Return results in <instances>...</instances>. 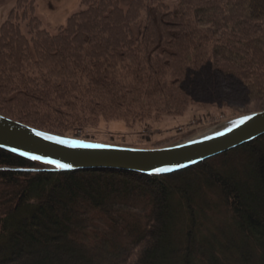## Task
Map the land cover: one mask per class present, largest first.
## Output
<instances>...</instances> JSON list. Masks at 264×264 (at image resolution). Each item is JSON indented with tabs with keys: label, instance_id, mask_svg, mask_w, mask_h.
Instances as JSON below:
<instances>
[{
	"label": "trees",
	"instance_id": "1",
	"mask_svg": "<svg viewBox=\"0 0 264 264\" xmlns=\"http://www.w3.org/2000/svg\"><path fill=\"white\" fill-rule=\"evenodd\" d=\"M120 1L81 0L52 36L32 17L30 40L15 25L26 21L19 1L22 13L0 29V116L67 137L31 112L60 120L76 102L79 127L264 101V0H179L177 12L157 0L124 11ZM233 153L246 168L240 182L211 170ZM191 183L217 192L234 234H200ZM93 214L105 221L99 239L86 238ZM0 264H264V136L161 177L52 172L0 149Z\"/></svg>",
	"mask_w": 264,
	"mask_h": 264
},
{
	"label": "rangeland",
	"instance_id": "2",
	"mask_svg": "<svg viewBox=\"0 0 264 264\" xmlns=\"http://www.w3.org/2000/svg\"><path fill=\"white\" fill-rule=\"evenodd\" d=\"M19 1L21 2L20 6L23 5L26 8V21L21 19L15 22V25L19 27L21 34L27 40L31 39L27 22L32 17L38 21L39 30L45 31L52 36L57 33L59 28L65 25L70 16L82 9L81 0H0V29L8 21L9 14L13 10L15 13H22L20 6L17 4ZM157 1L162 3L170 12L179 11V0ZM129 3L130 0H121L120 8L125 11ZM210 40L212 45L218 42L216 36L210 35ZM64 104L62 103L61 105ZM75 104L76 107L61 108L67 116L60 120L44 117L42 113L47 110L46 108L40 110L38 113L31 112V114L35 118L40 119V122L45 125L54 127L59 131L65 130V136L70 138L135 149H158L193 139L214 126L232 118L264 110V101L262 103L251 104L247 107H221L213 104L204 107L195 104L190 105L180 116L167 114L155 118V115H152L143 121L126 124L122 120L110 122L92 120L78 127L71 125L73 119L76 117L81 118L82 116H86V114L76 102ZM158 104L159 107H163L162 102ZM152 112L154 113V111ZM238 156L241 157L239 153L226 156L223 159L226 162L225 166H222L223 160L221 158L213 160L210 163L211 170L213 169L212 171L216 174L236 177V182L243 181L242 173L244 170L241 169L246 168H243L244 165ZM240 166L242 167L241 169ZM199 185L191 183V190L196 191L200 189L201 192L199 204H197V211L200 212L198 214L200 217L198 222L200 224V234L203 237H208L219 233L221 230L225 232L226 236L234 234L230 213L224 208V204L220 202L217 192L208 191L205 187L200 188ZM202 204L204 205L202 206ZM136 207L135 215L143 217L142 207L138 205ZM92 217V228L87 233L86 238L99 239L105 228V221L98 214H93Z\"/></svg>",
	"mask_w": 264,
	"mask_h": 264
},
{
	"label": "water",
	"instance_id": "3",
	"mask_svg": "<svg viewBox=\"0 0 264 264\" xmlns=\"http://www.w3.org/2000/svg\"><path fill=\"white\" fill-rule=\"evenodd\" d=\"M262 136L264 110L232 118L193 139L158 149H135L57 136L0 116V149L58 173L111 169L161 177L184 171ZM33 156L40 159H32ZM48 160L69 167L61 169L56 163L45 162ZM157 169L169 171L157 172Z\"/></svg>",
	"mask_w": 264,
	"mask_h": 264
},
{
	"label": "snow or ice",
	"instance_id": "4",
	"mask_svg": "<svg viewBox=\"0 0 264 264\" xmlns=\"http://www.w3.org/2000/svg\"><path fill=\"white\" fill-rule=\"evenodd\" d=\"M47 138H48V139H53V138H51V137H47ZM57 143H65V141H59V140H57ZM73 146H75V145H73ZM32 159H40V157L33 156ZM45 162H46V163H56V166H57L58 168H61V169L69 167L68 165H65V164H59V163H57V162H55V161H51V160H48V161H45ZM156 171H157V172H160V171H169V169H157Z\"/></svg>",
	"mask_w": 264,
	"mask_h": 264
}]
</instances>
